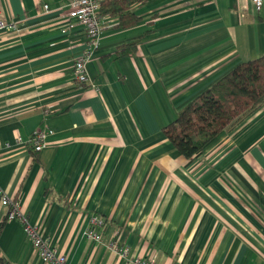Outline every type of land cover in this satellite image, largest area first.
I'll return each mask as SVG.
<instances>
[{
    "label": "crops",
    "instance_id": "obj_1",
    "mask_svg": "<svg viewBox=\"0 0 264 264\" xmlns=\"http://www.w3.org/2000/svg\"><path fill=\"white\" fill-rule=\"evenodd\" d=\"M68 2L0 0L2 193L65 264H264V103L193 161L162 131L264 54V0L260 10L251 0H145L132 6L133 26L101 17L89 54ZM132 42L133 54L117 55ZM81 55L85 84L73 75ZM38 130L52 133L33 153ZM4 212L0 204V264H46ZM94 216L106 222L100 242L86 234Z\"/></svg>",
    "mask_w": 264,
    "mask_h": 264
},
{
    "label": "trees",
    "instance_id": "obj_2",
    "mask_svg": "<svg viewBox=\"0 0 264 264\" xmlns=\"http://www.w3.org/2000/svg\"><path fill=\"white\" fill-rule=\"evenodd\" d=\"M145 0H99V15L117 20L127 28L140 18L132 6ZM135 43L122 45L117 55H131ZM264 103V54L243 61L197 94L182 107L175 119L162 129L171 144L189 161L195 160L204 147L225 129L242 124ZM29 151L35 153L30 145ZM4 216V221H6ZM3 223L0 224V229ZM106 225L103 219V226ZM101 227V228H102ZM3 258H0L2 263Z\"/></svg>",
    "mask_w": 264,
    "mask_h": 264
},
{
    "label": "built area",
    "instance_id": "obj_3",
    "mask_svg": "<svg viewBox=\"0 0 264 264\" xmlns=\"http://www.w3.org/2000/svg\"><path fill=\"white\" fill-rule=\"evenodd\" d=\"M254 8L260 10L263 0H251ZM47 8V5H44ZM99 0H69L67 18L70 26L80 24L85 29L86 34V53L89 54L98 46L100 33L102 29L101 16L99 15ZM0 27H4L0 22ZM74 79L78 84L89 82V77L85 67V55L76 58L73 65ZM50 130H38L31 135L28 140V145L33 151H39L46 145L47 135L51 134ZM21 141V139H18ZM9 144L7 143L6 146ZM0 204L4 207L5 217L7 220H16L22 226L23 230L31 241L33 247L38 252L41 260L46 264H65L66 258L64 255L57 253L52 248L49 242L44 239L38 232L37 228L32 225L27 216L21 210L18 201L10 199L2 193L0 189ZM90 226L86 232L87 238L91 241L100 242L101 235L99 229L103 226V219L94 216L90 218ZM117 254L127 258L128 250L126 247L114 246ZM126 264H154L152 259L146 257L133 256L127 259Z\"/></svg>",
    "mask_w": 264,
    "mask_h": 264
}]
</instances>
